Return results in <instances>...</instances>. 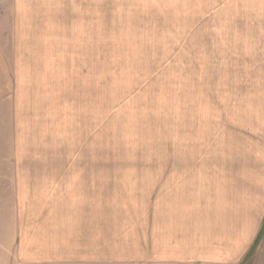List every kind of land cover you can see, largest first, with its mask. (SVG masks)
Returning a JSON list of instances; mask_svg holds the SVG:
<instances>
[{"label": "rangeland", "instance_id": "obj_1", "mask_svg": "<svg viewBox=\"0 0 264 264\" xmlns=\"http://www.w3.org/2000/svg\"><path fill=\"white\" fill-rule=\"evenodd\" d=\"M238 171L264 172V0H0V264L51 231L63 264H184Z\"/></svg>", "mask_w": 264, "mask_h": 264}, {"label": "crops", "instance_id": "obj_2", "mask_svg": "<svg viewBox=\"0 0 264 264\" xmlns=\"http://www.w3.org/2000/svg\"><path fill=\"white\" fill-rule=\"evenodd\" d=\"M216 177L220 179L216 184L215 209L201 206L198 211L189 213L190 224L185 222L184 228L190 231H196L199 225L209 228L193 244L197 253L187 251L189 254L186 253L184 259H165L185 261L184 264L194 262L196 257L204 264H264V172L238 171ZM54 236L55 231L49 236L47 232L45 236L38 232L30 237L25 235L23 247L18 248L19 255L11 257L18 264L21 255L23 264H63L67 256L72 263L73 257L63 251V243ZM84 244L87 248L85 261L94 260L96 251L105 247L97 245L95 238ZM200 244L208 248L206 253L197 251Z\"/></svg>", "mask_w": 264, "mask_h": 264}]
</instances>
